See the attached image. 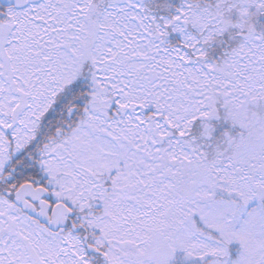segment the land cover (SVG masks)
<instances>
[{
    "label": "snow or ice",
    "instance_id": "obj_1",
    "mask_svg": "<svg viewBox=\"0 0 264 264\" xmlns=\"http://www.w3.org/2000/svg\"><path fill=\"white\" fill-rule=\"evenodd\" d=\"M0 264H264V0H0Z\"/></svg>",
    "mask_w": 264,
    "mask_h": 264
}]
</instances>
